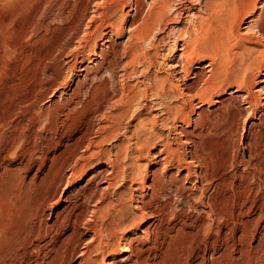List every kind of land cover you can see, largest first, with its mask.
<instances>
[{
    "label": "bare ground",
    "instance_id": "obj_1",
    "mask_svg": "<svg viewBox=\"0 0 264 264\" xmlns=\"http://www.w3.org/2000/svg\"><path fill=\"white\" fill-rule=\"evenodd\" d=\"M262 1L152 0L144 8L141 0H130L128 11L132 13L127 14L132 17V23L127 28L128 43L119 54L120 58L126 57L127 60L123 65H117L120 71L117 76L133 82H125L116 92L110 91L111 80L105 76L90 83L87 89L89 97L84 100L86 115L101 111V107L111 99L115 98L113 102L116 103L113 104V110L99 112L106 122L100 126L104 134H100L101 138L95 145L108 142L119 134L124 135L127 130L124 124L137 106L146 110V114L152 107L163 111L165 115L160 117V121L165 126L169 120H179L185 127L192 128L177 131L175 127L173 136L168 138L154 131L153 127L158 121L155 115L151 118L137 115L140 118L133 124L129 136H126L127 145H119L113 157L110 152L105 153L109 170H92L86 182L75 188L73 194L65 197L71 210L86 207L87 202L93 204L91 208H87L89 218L84 220L74 214L69 223L70 230L52 238V246L48 252L55 254L53 262L66 264L76 255L79 258L77 264H115L114 259L108 260V257L115 256L119 250L117 264H142L147 249L141 248L145 243L141 247L133 245V240L136 239L133 234L145 219H148V224L141 230L138 238L147 239L151 235L155 237L161 234L157 242L161 247L171 241L178 240L181 243V254L179 253L174 264H228V258L231 257L229 253L234 246L238 253L253 248V245L252 248L249 247V243L258 226L262 241L258 245L256 242L254 248L264 244V149L259 148L260 143L264 142V112L256 114L257 108L262 107L264 110V9L258 12ZM124 2L125 0H111V7L97 13L98 24L85 32L87 40L81 47H87L89 52H93L96 58L93 65L95 69L101 68L100 60L106 55V48H110L106 45L96 51L97 38L106 35L105 41L110 42L108 33L122 34ZM38 9L31 19L39 17ZM161 33L163 36H158ZM66 34V31L61 32L50 50H63V46H60ZM142 43H147L149 49H145ZM63 44L68 46L70 41ZM162 49L167 51L168 57L173 61L166 62L164 76H158L152 69H164V63L158 59ZM73 50L75 51V47ZM113 61L115 59L109 61V66L116 65ZM81 69L85 73L82 80L71 89L70 97L78 95L82 81H86L92 71L86 66ZM115 73L113 72V77ZM173 75L193 80L179 90V85L171 80ZM233 86L236 91L242 92L241 96L232 94L230 97L220 98L223 92ZM178 96L184 97L180 104L169 103L170 101L166 103V99H176ZM149 98L154 99L153 106L147 103ZM235 101L239 107L235 106ZM193 105L195 109L192 108ZM204 105L212 109L203 108ZM247 110L249 115L256 117L257 122L252 125L263 128V131L249 132L246 143L241 146L242 141L236 143L239 139L233 135L238 131V114ZM16 141L13 139L0 153L3 175L10 179H14L18 173L20 175L21 171L27 172L32 161L30 148H26L21 154L13 149ZM183 142L188 147L181 148ZM151 145H158L160 148L150 154ZM239 145L246 156L238 152ZM149 156L156 165L163 168L174 166L176 172L163 176L158 169H153L150 170L149 182H145L147 164L139 160ZM241 164L243 168H239ZM50 169L42 175L41 182L49 178ZM82 170L81 167L77 171ZM104 172L106 174L97 181ZM86 175L84 173L71 183H82ZM35 177L36 171L31 180L16 179L13 184L20 188L33 186ZM118 181L128 182V189L118 190L115 202H112L106 199V190ZM168 188L172 189L175 196H182L185 192L186 195L171 198L167 195ZM134 191L138 193L133 194ZM30 196L31 194L26 195ZM134 196L137 199L139 197L135 200L136 204L131 203ZM61 198L62 193L58 196L53 193L51 196H32L30 204L28 203L30 224L21 229V239L17 246L20 247V252L15 257L8 258V264L26 262V258L32 254L29 251L30 245L42 237L39 225H36L39 217L46 215L45 210L57 204ZM129 200L130 205L127 202ZM177 204L181 206L178 207ZM48 227L54 229L52 225ZM84 231L91 232L92 235L85 240L86 246L79 250L77 241ZM168 231L175 232V235L167 234ZM119 239H123L121 245ZM247 244L248 248L245 247ZM0 264L7 263L5 261ZM248 264L253 262L249 260Z\"/></svg>",
    "mask_w": 264,
    "mask_h": 264
},
{
    "label": "rangeland",
    "instance_id": "obj_2",
    "mask_svg": "<svg viewBox=\"0 0 264 264\" xmlns=\"http://www.w3.org/2000/svg\"><path fill=\"white\" fill-rule=\"evenodd\" d=\"M149 1L152 0H141L144 8ZM110 2L111 0H0V153L13 139L17 140L13 149L19 154L26 148L32 150V161L29 169L27 172L21 171L20 175L18 173L15 175L14 179H10L7 176L5 177L0 167V263H5L6 261L8 264V258L15 257V255L20 252V247L18 248L17 246L20 241L19 239H21V229L30 224L28 222V217L31 215V212L28 203L30 204L29 201L32 196L35 197L38 194L51 196L52 193L58 196V194L62 193L61 200H59L57 204L46 209V215L43 214L39 217L36 225H39L42 237L32 242L30 245L31 247H29V251H31L32 254L26 258L25 263H21L30 264L35 261L36 264H56V262L52 260L55 254L48 252L49 247L52 246V244H50L52 238H56L58 234L66 233L70 230L69 223L74 214H77L78 217H83L84 220L89 218L87 208H91L93 204V202H87L88 204L86 207L82 206L71 210L69 204L65 201V197L68 194H73L75 188L84 184L92 170L97 169L96 171H98L103 168L109 170V163L106 157H104L105 153L108 151L113 157L119 145L124 143L127 145L126 139L130 134V130L133 129V124H136L135 122L140 117L151 118L152 115H155L158 121L153 127L154 131L168 138L173 136L175 127L177 131L186 128L187 130H191L192 128L185 127L179 120H171L172 122L169 120L168 126H165L160 121V117L165 115L163 111L155 110L153 109L154 107H152L150 109L151 111L148 113L150 115H148L146 114V110L137 106L136 109L130 113L132 114V116H129L131 118L128 117L129 120L127 119V123L124 124V126H127L126 133L124 134L125 136L119 134L116 138L110 139V141L108 140V142L98 143L99 147L95 145V142L101 138L100 134H104L100 126L106 122L99 112L102 111V113H105L106 111L113 110L115 106H113V104L116 103L113 102L115 98L113 100L111 99L107 104L101 107V111L86 115L84 100L86 97H89L87 89L90 83L96 82L105 76V78L111 80L110 91L116 92V90L122 88L125 82L129 81L125 77L120 78V76H117L119 74L118 72H120L117 65H123L127 60L126 57L120 58L119 54L122 48L127 45L126 43H128L127 37L129 31H127V28L132 23V17L127 14L132 13V11H128L130 8V0H125L122 4V16L124 17L122 21V34L114 35L108 33L107 36H109L110 42L105 41L104 38L106 35L96 40L97 45H95V50H99L101 47L104 48L106 45L110 47L108 49L106 48V55L100 60L103 64L101 63V68L99 70L95 69V66H93L96 61L93 52H89L87 47H81L87 40L85 32L95 24H98L97 13L111 7L113 3ZM109 4H111V6ZM259 4L260 8L258 12L261 11L260 9H264V0ZM37 9L39 11V17L33 20L31 18H33L32 16ZM31 20L32 22H29ZM33 21L35 24H33ZM63 31L67 32L60 46H63V50H50L57 41L56 37ZM158 36H163V33ZM55 38L56 41H54ZM67 41H70V44L65 46L63 42ZM73 46L75 47V51L73 50ZM142 46H144L145 49H149L147 43H142ZM70 49H72L73 52H71ZM161 51L163 55H160L162 53ZM161 51H159L158 59L160 58L159 60L164 63V69H152L158 76H164V70L167 67L165 63H172L173 61L168 57L166 50L162 49ZM50 52L51 55L49 54ZM85 52L88 53L86 54ZM81 56L82 58H80ZM114 59L115 61L113 62H115L116 65L109 66V61ZM207 61L208 60H204V62ZM85 66L88 68L90 67L92 73H89V77L86 81H82L83 83L78 91V95L73 96L74 98L70 97L71 89L77 82L82 80L85 71L81 68ZM192 68H194V66L191 67V69ZM111 69L114 70V73L116 72L114 77ZM171 80L179 85L178 89L180 90L183 88L184 84L191 82L193 79L173 75ZM129 82L133 81L130 80ZM232 94L241 96L242 92L239 90L236 91L233 86L230 87L229 90L223 92L220 98H227ZM180 97L178 96L176 99H166V103L170 101L169 103L175 102L180 104L182 99H184V97ZM262 101H264V99H262ZM154 102L152 98H149L147 101L149 106H153L152 104ZM237 104L236 102L235 106H237ZM192 108L195 109V105H193ZM203 108L212 109V107H208L207 105H204ZM135 111H137V113L139 112V114ZM260 111L264 112L262 107L257 108L256 114ZM134 112L136 114L133 116ZM246 112L248 113V110L245 112L240 111L238 114L236 118L238 131L233 135L234 138L239 139L236 140V143L237 141H242L241 146L246 143V135L248 136L249 132H253L254 130L263 131V128H257L252 125V123L257 122L256 117L249 115V113L247 116ZM194 116L196 115H193V117ZM245 117L246 119L244 120ZM249 126L251 127L249 128ZM241 132L243 136H241ZM182 144L181 148L188 147L186 143L183 142ZM99 148H101V151H99ZM149 148L151 154L157 152L160 146L151 145ZM239 148L238 152L240 155L246 156V152L241 149L242 147H240V145ZM259 148L264 149V142L263 144L262 142L260 143ZM150 158V156L142 157V159L139 160V162L147 164L145 182H149L151 178L150 170L153 169H158L159 174L163 176H168L176 172L174 166L163 168L160 165H156L153 159ZM241 165L239 168L244 167ZM81 167L83 170L80 171V173L77 170ZM49 168H51L49 178L41 182L40 179L43 177L42 175ZM35 171L36 177L35 181H33V186L29 185L20 188L13 184L16 179H25V181L31 180L33 172ZM74 173L75 175H73ZM84 173H87V175L85 176L86 178L84 177L82 183H71L73 179L80 178ZM105 174L104 172L100 175L97 181H100ZM73 184L76 185L74 186ZM127 187L128 182H115L114 185L107 188L105 194L106 199L115 202L117 191H126L128 189ZM168 190L167 195H170L169 197L171 198L176 199L186 195L185 192L182 196H175L171 188H168ZM36 192L37 194H35ZM136 193L138 192H133V194ZM27 194H31V196L26 197ZM136 199L137 198L134 196L131 203L136 204ZM127 202L128 205H130V200ZM177 206L180 207L181 204H177ZM147 224L148 219H145V221L136 228L135 234H133L136 238L133 240V245L141 247L142 244L145 243L141 248L147 249L148 251L145 252L146 261L144 260L142 264H159V262L160 264H174L179 257V253L181 254V246L179 245L181 243L178 240L171 241L163 244V249L157 244L161 234L155 235V237L151 235L147 239L138 238L137 236L141 234V230L144 229ZM51 225L54 226V229H49L48 226ZM45 226L47 228H44ZM259 231H261L260 226H258L254 232V237L249 243L250 246L248 244L245 245L246 248H248V246L252 248L251 245H253L250 251L238 253L236 246L233 247L232 253H229L231 257L228 258V264H248L249 260H251L253 264H264V244L261 246L259 245L256 249L254 248L256 247V242L258 245V243L262 241V236ZM174 233L175 232L168 231L167 234L175 235ZM91 235V232L84 231L82 237L77 241V249L80 250L84 248L86 246L85 240ZM122 242L123 239H119L120 245ZM158 251L160 253H158ZM118 254L119 250L115 256H109L110 259L108 257V260L114 259L113 262H115V264L119 263L117 260L119 258ZM78 261L79 258H76V255H74L66 264H77ZM14 264L18 263L15 262Z\"/></svg>",
    "mask_w": 264,
    "mask_h": 264
}]
</instances>
